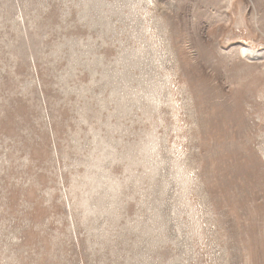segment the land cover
<instances>
[{
	"label": "rangeland",
	"instance_id": "1",
	"mask_svg": "<svg viewBox=\"0 0 264 264\" xmlns=\"http://www.w3.org/2000/svg\"><path fill=\"white\" fill-rule=\"evenodd\" d=\"M262 48L264 0H0V264H264Z\"/></svg>",
	"mask_w": 264,
	"mask_h": 264
},
{
	"label": "bare ground",
	"instance_id": "2",
	"mask_svg": "<svg viewBox=\"0 0 264 264\" xmlns=\"http://www.w3.org/2000/svg\"><path fill=\"white\" fill-rule=\"evenodd\" d=\"M248 53L250 56L260 59V58L264 57V48H262L260 50L250 49ZM254 60H256V59H254Z\"/></svg>",
	"mask_w": 264,
	"mask_h": 264
}]
</instances>
